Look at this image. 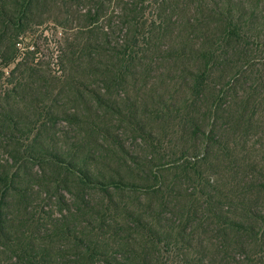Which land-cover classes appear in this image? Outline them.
<instances>
[{
  "label": "rangeland",
  "instance_id": "obj_1",
  "mask_svg": "<svg viewBox=\"0 0 264 264\" xmlns=\"http://www.w3.org/2000/svg\"><path fill=\"white\" fill-rule=\"evenodd\" d=\"M1 2L5 14L0 15V103L4 109L12 106L18 110L15 111L22 118V131L9 138L0 136V174L17 176L24 188V197L14 191L8 195L2 223L16 236L23 237L36 253L48 251L49 259L53 262L58 259L57 264H81L78 263L74 237L90 240L95 238V234H100L105 241L110 264H264V244H257L250 236L236 233L227 235L225 240L213 215L232 212L229 213L232 216L236 211L222 208L235 197V180L230 173L235 165L232 163L230 167L211 158L196 160L188 155L184 159L186 149H200L199 140L182 139L177 127L172 132L164 131L159 124L169 129L166 122H157L150 114H144L145 110H161L159 102L165 101L171 106V103L180 102L178 95H174V85L169 78L161 85L156 79L161 73L167 74L165 68L156 65L146 81L116 86L111 90L109 100L113 106L125 109L124 103L128 100H131L128 104L137 105L136 113L129 114L126 120L106 111L94 112V103L88 94L77 95L69 79L78 85L83 84L87 91H100L103 87L97 81L95 84V64H90V58L84 54L85 46L93 40L87 28L86 14L93 9L95 2L36 0L27 20L22 23L26 32L17 41L20 42L18 61H28L31 71L15 68L18 61L8 67L3 60V56L8 55L11 36L18 27L15 21H18L17 5L21 0ZM105 13L103 11V16ZM7 20L11 23L7 24ZM101 22L104 24L105 21ZM6 94L10 96L7 103L2 100ZM36 103L47 106V110L54 113V118L39 117ZM40 119L38 125H44L35 131L36 134L42 132L37 150L43 147L47 153H56L63 160L84 164L97 179H122L142 186L152 184L146 182L144 173L132 162L133 159L116 152L119 146L113 143V139L124 146L125 153L135 156L140 165H148L150 169L157 162L153 170L163 169L162 180L175 188V196L165 198L171 204L170 209L161 211L160 196L125 189L111 190L110 197H114L116 204L113 210L106 212L108 205L102 203L109 197L93 188L82 190L73 179L64 185V170L32 159L31 163L23 164V148L32 144V139L27 140L23 133L28 134L26 131ZM136 121L143 128L147 127L148 133L150 128L155 137L163 139L160 141L162 149L155 151L149 142L139 138L141 133L136 130ZM171 121L173 124L176 122L172 118ZM94 124L98 127L96 131ZM213 153L216 157L218 152L213 150ZM183 162L194 164L193 167L205 179L212 178L220 187L222 197L220 199L217 195L213 211L198 199L199 193L210 191L183 171L182 166L186 165ZM157 166L161 168L156 170ZM132 169H137L139 174ZM191 206L195 217L185 226L183 210H192ZM126 208L141 212L147 219L149 215L158 218L164 228H156L154 232L162 242H157L156 234L151 236L148 231L132 225L124 212ZM96 211L105 212V225L93 213ZM63 225L69 227L73 238L57 232V227ZM100 226L105 229L95 231ZM11 244L12 239L7 245L0 241L1 264H24L9 248Z\"/></svg>",
  "mask_w": 264,
  "mask_h": 264
},
{
  "label": "trees",
  "instance_id": "obj_2",
  "mask_svg": "<svg viewBox=\"0 0 264 264\" xmlns=\"http://www.w3.org/2000/svg\"><path fill=\"white\" fill-rule=\"evenodd\" d=\"M95 6L86 14L88 26L92 34V42L85 46L84 54L90 58V64H95L94 75L97 83L102 84L100 91H87L83 84L69 79L74 85L77 95L88 94L94 103V112L106 111L127 119L129 114L136 113L137 105L128 104L125 109L117 108L110 103L112 89L129 83L146 81L151 69L165 68L167 74H159V84L169 78L178 95V104L159 102L161 110L148 111L144 114L156 118V121L166 122L170 128H178L182 139H190L201 143L199 148L186 149L185 158H202L207 161H223L235 165L230 171L235 182L234 195L229 205L222 208H232L236 211L232 216L213 213L225 240L227 235L236 233L250 236L255 242L264 244V0H93ZM36 0H21L17 5L19 17L18 27L11 36L8 52L3 56L7 66L18 61L20 42L18 38L25 31L24 19ZM106 3V6H105ZM103 11H106L103 16ZM4 13V4L0 0V15ZM104 18V19H103ZM101 21H105L104 24ZM6 23H11L7 20ZM23 25V26H22ZM26 32V31H25ZM90 50V51H89ZM88 52V53H87ZM90 52V53H89ZM29 62L18 61L15 68L23 67L32 70ZM150 76V77H149ZM160 93V92H159ZM3 102H8L10 96L5 95ZM131 103V102H130ZM39 117L54 118V113L47 110L43 103H36ZM49 108V107H48ZM18 110L8 106L4 109L0 103V136L10 137L22 131V118ZM93 110V109H92ZM150 114V115H149ZM171 118L176 122L173 124ZM144 121V120H143ZM37 120L23 136L31 140V145L23 148L22 163H50L54 168L64 170V185L70 180L78 184L80 189L93 188L108 196L106 212L113 210L116 204L110 197L111 190L134 192L160 196L159 208L169 210L171 204L165 198L174 195L175 188L167 185L162 179L160 166L153 170L148 165H140L135 156L125 153L124 146H119L116 152L123 153L133 159L136 167L144 173L147 183L142 186L122 179L102 180L93 174L84 164H76L63 160L58 154L47 153L43 147L37 150L42 132L35 131L43 127ZM172 122V123H169ZM155 124V123H154ZM95 125V124H94ZM145 125V124H144ZM136 130L141 133L139 138L150 143L155 151L162 149L160 137L147 127L143 128L139 121L135 122ZM95 131L98 127L95 125ZM173 129V130H172ZM32 131V132H31ZM167 134L168 132H164ZM213 150L217 156L213 157ZM167 153V148L165 149ZM46 152V153H45ZM168 155V154H167ZM186 163L183 171L210 192L199 193L198 199L208 206L210 211L217 198L222 197V191L216 181L206 178L194 164ZM140 165V166H138ZM167 165V164H165ZM163 167V166H162ZM229 167V170L231 169ZM132 172L139 174L137 169ZM17 176L0 174V241L9 248L24 264H57L49 259L48 251L36 253L32 246L24 242L23 237L16 236L12 229L2 223L6 212L7 198L10 193H18L24 197L22 182ZM90 203L88 202V205ZM192 210H183L185 226L190 223L195 214ZM96 210V209H95ZM93 210V211H95ZM132 225L148 231L152 236L156 228L161 226L158 218H144L141 212L124 209ZM99 216V221L106 223L105 212H93ZM238 213L240 215H238ZM105 229L100 226L95 231ZM94 231V233H95ZM57 232L68 238H73L69 227H57ZM157 242L162 240L154 235ZM179 241H181L179 239ZM78 249V263L110 264L107 257L105 241L101 235L95 234L94 239L74 237ZM121 246L122 243H121ZM1 264V262H0Z\"/></svg>",
  "mask_w": 264,
  "mask_h": 264
}]
</instances>
